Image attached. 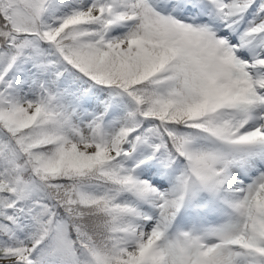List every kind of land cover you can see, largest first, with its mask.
Returning a JSON list of instances; mask_svg holds the SVG:
<instances>
[{
	"label": "snow or ice",
	"instance_id": "obj_1",
	"mask_svg": "<svg viewBox=\"0 0 264 264\" xmlns=\"http://www.w3.org/2000/svg\"><path fill=\"white\" fill-rule=\"evenodd\" d=\"M0 264H264V0H0Z\"/></svg>",
	"mask_w": 264,
	"mask_h": 264
}]
</instances>
